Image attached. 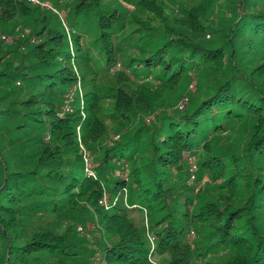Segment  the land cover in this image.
Returning a JSON list of instances; mask_svg holds the SVG:
<instances>
[{"label": "trees", "instance_id": "16d2710c", "mask_svg": "<svg viewBox=\"0 0 264 264\" xmlns=\"http://www.w3.org/2000/svg\"><path fill=\"white\" fill-rule=\"evenodd\" d=\"M51 1L68 24L0 0L2 31L31 32L11 48L0 37V264H92L75 223L94 218L106 264H264V0ZM192 77L184 107L161 112ZM127 167L129 183L112 177ZM145 210L154 250L132 218Z\"/></svg>", "mask_w": 264, "mask_h": 264}, {"label": "rangeland", "instance_id": "374dc122", "mask_svg": "<svg viewBox=\"0 0 264 264\" xmlns=\"http://www.w3.org/2000/svg\"><path fill=\"white\" fill-rule=\"evenodd\" d=\"M106 1L107 2L112 1L113 4H115V2L118 1V0H106ZM119 1H121L126 7L130 8L131 10H134L135 6L130 4L128 1H126V0H119ZM50 2L54 5L55 9H52L50 7H41V6L40 7L44 8L45 10H48V11H51V12L57 14L64 22H66L68 24V21H67V19H68L67 7L64 6V7L60 8V7L56 6L51 0H50ZM168 2L171 5V9L174 10L175 6L178 7V5H175L176 3H173V1L168 0ZM168 11L170 12V9ZM16 21L17 20L11 21V23L9 25H7V26H10L9 29L14 27V25L16 24ZM19 27H20V30H16L17 32H10V31H7V30H6V32H3L2 31V25L0 23V37L2 38V35L9 36L8 40H5V39L2 38L3 42H5L4 46L6 48H11V46H13L14 44L18 43L19 40H22L23 38H25V36H27V34L30 35L31 32H30V30L28 28L24 29V33L21 32V30L24 28L23 24H21V26H19ZM67 30H70V28L68 29V27H67ZM37 38H38L37 36H33L32 37V42L35 41ZM0 41H1V39H0ZM122 69H124V67L119 65V66H117V69H114V71H112V72L114 73L115 70H117L119 72ZM197 86H198V78L192 77L191 81H188L186 83L181 84V86L178 88V90L176 89V91H173L171 89H166L165 91H163L164 100H163V102L161 103V106H160L161 112L173 111L175 109H178V107L180 108V105L182 103L181 98L183 96L190 97V93H192V92L196 93ZM84 90H85V87L83 86L82 82L80 83V85H79V83H77V90L75 92H73V94H72L74 99H73V101L70 102V107L71 108H74V107H76L77 105H79L81 103ZM187 99L188 98H186V100ZM152 118L153 117H148V118H146V120H148L150 122L152 120ZM238 133H239L238 131H235V133H233V131H231V132L225 134L224 136H226V142L231 139V135L232 136L233 135L234 136H238L237 135ZM111 136L114 139L118 138V136H116V134H114L113 132L111 133ZM83 148H84L83 153H85L87 155V157L89 159V162L91 164L92 170L94 172V175L97 176L98 175V170H97L96 163H94V154L85 145H83ZM198 158L199 157L194 156L195 170H192L193 166L190 165V172L191 173L197 174V171H198V168H199V166H198V160L199 159ZM123 171L121 169L117 168L115 174L112 177H123L125 179L127 177L128 179H126V180L129 183L131 181V179H129L130 172H129L128 167H127V169L124 172ZM203 176H204L203 179L201 181H199V183H196L195 181H190L191 185H193V186L196 185L195 186V193L199 192L200 190H203L204 187H207V185H208V175H203ZM193 180H195V179H193ZM107 200L109 201V204H110L111 198H110L109 194L107 195ZM102 205H104V204H102ZM127 206L129 208H133L135 205H130V202L128 200ZM110 208L111 207L106 208V210H110ZM132 218H133L134 222L139 226V228L141 230H144V233H145V235H146V237L148 239L150 247L151 248H156V246H157V238H156V235L154 234V231L152 230V228L150 226L151 219H150L147 211L145 210V212L143 214L141 212H139V211H134L133 215H132ZM75 225L76 226H81L83 228V231L80 232V235L84 236L87 239V246H90V247L93 248L94 254L101 253L102 251H101V249H100V247H99V245L97 243V240L102 238V232L99 230L100 227L98 225L97 219L96 218L88 219L86 223L76 222ZM191 231H193V232L189 234V236H188L189 238L188 239H193L194 236H195L194 230H191ZM94 258H95V255H93V257H92V264H95ZM165 261H166V256H163L162 258H156V257L152 258V263L153 264H165Z\"/></svg>", "mask_w": 264, "mask_h": 264}, {"label": "built area", "instance_id": "2783aa9c", "mask_svg": "<svg viewBox=\"0 0 264 264\" xmlns=\"http://www.w3.org/2000/svg\"><path fill=\"white\" fill-rule=\"evenodd\" d=\"M32 4H35V5H38V6H41V7H50L52 9H55L54 8V5L50 2V0H26ZM69 32V30H68ZM2 38L5 39V40H8L9 39V36L7 35H2ZM79 85H80V82H79ZM77 90V84L74 86L73 89L70 90V92L66 95V100H65V103L64 105L62 106V110L64 112L66 111H69L71 110L72 108L70 107V102L73 101L74 97H73V92H75ZM184 107V104L181 103L180 105V108H183ZM78 130H79V127H78ZM81 148L84 150L83 148V145H81ZM84 161H85V171H86V174L88 176H93L95 177L96 175H94V172L92 170V167H91V164L89 162V159L87 157V155L84 153ZM190 163L191 165L193 166L192 170H195V165H194V157H191L190 158ZM119 172V171H118ZM193 175L191 176V181H195L193 179H195V174L192 173ZM127 179V177H126ZM127 199V197L125 198ZM117 201V197L116 198H113V201L110 202L109 204V201L107 200V196H105L103 198V200L101 201L102 204H104L106 206V208H109L111 206L112 203H115ZM126 204H127V201H126ZM77 229L82 232L83 231V228L81 226H77ZM152 250H154V248H152ZM94 261H95V264H106V261L104 259V257L101 255V253H98L95 255V258H94ZM151 261H152V258H151Z\"/></svg>", "mask_w": 264, "mask_h": 264}]
</instances>
